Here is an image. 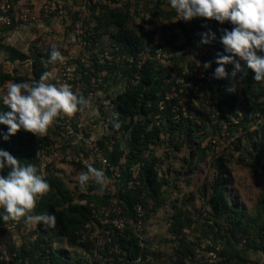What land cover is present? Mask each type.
Returning a JSON list of instances; mask_svg holds the SVG:
<instances>
[{
  "label": "trees",
  "instance_id": "trees-1",
  "mask_svg": "<svg viewBox=\"0 0 264 264\" xmlns=\"http://www.w3.org/2000/svg\"><path fill=\"white\" fill-rule=\"evenodd\" d=\"M71 3L78 4L76 0ZM146 11L161 19L177 14L169 0H155L146 6ZM71 17L74 24L77 12L73 11ZM139 18L143 22L139 23ZM145 18L138 6L130 1L115 7H92L84 36L91 41L85 49L91 52V64L83 62L79 58L81 54L76 57L81 86L73 92L87 98L90 91L96 95L104 91V97L110 101L111 110L100 108L108 132L95 142L105 147L104 153L113 166L124 154L118 145L127 136L130 139L127 160L120 167V176H115L110 168H104L89 149L78 145L77 136L69 135L58 122L49 128L47 137L42 138L44 145L51 144L53 150L63 154L59 159L61 164L71 163V155L83 154L90 158L88 163L103 169L112 181L103 193L98 192L94 184L83 193L78 183L71 179L70 182L75 183L73 187L59 161L55 159L53 163L43 165L47 154L38 150V136L20 129L5 140L9 126L0 124V150L9 152L22 164L36 165L51 185V192L38 202L33 214L48 212L57 216L56 228L46 229L43 223L39 224L26 235L28 239H24L21 247H16L10 240L9 248L18 252L11 264H264L253 260L249 254L252 249L264 252V187L256 206L250 210L234 186L233 173L234 166L239 165L249 169L264 183V82H257L254 71L247 67L245 61H238L235 57L241 65L238 76L243 85L233 83L231 73L234 64L225 65L228 78L195 79L199 96L194 95L191 87L188 88V96L193 102L199 100L201 105H192L190 117L182 115L175 119V101L166 99V93L177 84L172 79L174 72L182 75L184 68H195L193 49L194 45L200 44L201 34L216 33V40L203 44L209 53L204 63L211 61L214 71L218 67L217 53H229L224 51L221 36L208 26L206 18L181 21L187 39L182 48L171 47L162 30L153 27L152 19L146 21ZM17 25L18 21H15L11 28L0 26V29L13 30ZM162 25L165 31L168 25ZM51 46L37 47L35 54L28 55L26 62L31 61V64L22 72L15 68L7 70L0 64V113L11 111L2 99L6 86L12 82L38 80L45 71L41 61L49 57ZM157 46H166L167 52L171 53L167 64L155 58ZM56 47L63 55L68 52L60 45ZM107 50L116 56L125 54L126 57L112 64L99 63V54ZM47 70L54 71V76L61 80L59 63L49 65ZM50 82L56 83V80ZM231 87H235V91H229ZM239 90L240 95L236 93ZM85 114L84 110L72 118L67 117L76 133L82 130L79 121ZM117 117L121 123L119 131L112 126L113 119ZM82 131L87 138H92L91 130ZM220 131H229V136L241 135L220 150L213 143L215 133ZM161 144L175 152L189 149V157H184V161L189 162L188 170L184 171L189 185L195 176L199 179L200 164L209 161L206 165L210 176L206 175L197 188L203 199L205 218L196 216V211H192L187 203L189 210L175 205L177 212L173 214L170 228L177 242L173 254L155 250L146 238L148 222L166 202V189L180 179L170 177V168L164 170L165 175L161 172L165 159L172 155L170 151L163 153L165 158L157 155L155 146ZM72 163L87 171L83 158ZM9 171L5 167L0 174L7 176ZM113 188L126 221L122 232H118L112 223H102L98 219L100 210L113 197ZM187 200L194 201L195 196ZM11 225L0 220V236L10 231ZM186 229H193L196 241L189 239ZM203 241L208 243L205 247L202 246Z\"/></svg>",
  "mask_w": 264,
  "mask_h": 264
},
{
  "label": "clouds",
  "instance_id": "clouds-1",
  "mask_svg": "<svg viewBox=\"0 0 264 264\" xmlns=\"http://www.w3.org/2000/svg\"><path fill=\"white\" fill-rule=\"evenodd\" d=\"M179 19L191 21L196 17L214 19L221 24L230 22L231 30L223 29L220 42L224 51L217 53L213 77L225 79L229 77L225 65L234 64L231 76L234 78L241 65L235 60L239 56L254 71V79L264 82V0H169ZM200 44H210L216 40V33L209 31L201 34ZM47 59L41 63L45 69L38 80L9 83L6 93L2 96L3 103L11 111L0 113V124L8 125V133L15 135L20 129L34 135L47 137L49 128L58 118H72L77 112H82L90 106V101L83 95L77 96L70 84L60 82L47 70L49 65L63 64L65 56L56 47L51 46ZM212 62L203 64V68H211ZM56 80V83L50 81ZM235 91V87L228 89ZM114 129L119 131L121 123L118 117L112 121ZM87 171H82L77 177L79 190L86 193L94 184L97 191L103 193L112 183L111 178L103 169L85 162ZM9 168L7 176L0 174V220L4 224L23 222L32 227L43 223L44 227L56 228L57 216L45 212L34 215L37 204L51 192V185L41 169L34 164H22L7 151L0 150V172Z\"/></svg>",
  "mask_w": 264,
  "mask_h": 264
},
{
  "label": "rangeland",
  "instance_id": "rangeland-1",
  "mask_svg": "<svg viewBox=\"0 0 264 264\" xmlns=\"http://www.w3.org/2000/svg\"><path fill=\"white\" fill-rule=\"evenodd\" d=\"M49 0H44L39 6H36L35 3L32 2V0H18L16 4V10L20 11V9L23 6L30 7L31 8V16L30 19L26 23H20L18 22L17 27L20 25L22 26L23 24L31 27L33 24H38L43 22L44 16H60V21L62 22V25L64 27V31L67 33V37L64 39V49L69 51L68 49L70 48L72 42L73 34H74V24L72 20V12L73 11H78L79 5L78 4H72L71 1H66V4L64 3L65 1L63 0H55L61 2L62 6H64V10L62 14H47L44 11V4L47 3ZM39 7V8H38ZM38 9V10H37ZM16 16V14H15ZM66 16L65 18L68 19L63 22L62 20L63 17ZM42 18V19H41ZM162 18V17H161ZM160 16L159 18L153 23L157 26H160V31L162 29V21L164 20L166 23L164 25L170 24L169 21L174 20L172 18H164L161 19ZM139 23L143 22L141 19H138ZM168 21V22H167ZM178 25H181V21L178 20ZM34 26V25H33ZM72 27V29H71ZM31 29V28H30ZM12 30V29H8ZM15 30V29H13ZM16 31V30H15ZM17 34L22 33L21 31H17ZM161 36V34H160ZM18 39H20L21 45L24 47L28 46L30 39L25 38V36L17 35ZM35 42H33L34 44ZM75 43V42H74ZM32 44V45H33ZM68 52L64 55L65 60H68L70 64H75L77 63L76 61L78 58H73V56H67ZM123 57L125 54H122ZM126 56V55H125ZM80 59L82 56L80 55ZM74 59V60H73ZM125 59V57L123 58ZM122 59V60H123ZM0 64L7 70L12 71L13 68L20 70V72L24 71L25 69L29 68L27 62L24 63H18L17 65L14 64H9L5 60H1ZM236 83V81H235ZM8 86V85H7ZM6 86V88H7ZM114 89H116V85H114ZM240 91V90H239ZM239 91L236 93L239 94ZM106 95L105 92H100L97 95H95L94 100H93V106L90 109L85 110V120L84 124L87 127V129L91 130L92 135L93 132L96 130V134L98 135L99 138H101L105 133H106V128H107V123L106 119L104 118L105 116L102 115V112L100 110L101 107H103L104 110H111L110 107V101L104 97ZM101 97V99H99ZM191 104L189 105V110L191 109L192 105H201L199 100L192 101L190 102ZM193 103V104H192ZM109 106V107H108ZM202 107V106H201ZM258 126V125H256ZM95 128V130H94ZM255 128V127H254ZM254 130V129H253ZM230 133L229 131H224V133L216 132L215 136L213 138V143H216V149L223 150L233 140H236L241 134L240 133H235L232 136H229ZM128 137V136H127ZM125 137V138H127ZM97 138L96 140H98ZM123 139V138H122ZM123 141V140H122ZM207 144V140L204 141V145ZM98 145V144H97ZM115 142L113 143V148L114 149ZM120 145H125V143L120 142ZM99 146V145H98ZM129 146V143H128ZM101 147V146H100ZM104 151L105 147H101ZM127 148L122 149V152L126 153ZM156 154L159 155L162 158L163 153L165 154L166 152H172V155L169 157V159H165L166 161L162 164V169L161 172L163 175H165L164 170H168V168L171 169V174L170 177L172 178H180L178 181H175L173 183V187H169L168 190L166 189L165 196H166V202L162 205L161 208L158 209L154 213V215L151 217L150 221L147 224V233H146V238L150 240L153 244V248L155 250H160L161 252H164V254H173V249L174 245L177 244L175 237L172 235L170 228H171V222H172V217L173 214L177 212V209L175 208L176 206H182L185 210H189V208L192 211H196V216H202L204 217V207L202 206L203 199L200 198L201 196L199 195L198 187L201 185V182L205 179V177L210 176L208 173V168H207V162L209 161H203L200 164V174L198 175L199 179H197V176H195L193 183L191 185L187 184V178L188 175L184 173V171L188 170L189 162L184 161V157L187 155L189 157V149H183L182 151H171L167 145H158L155 146ZM63 154L61 155L60 153L57 152V157L56 161L58 162L59 159H62ZM73 155L69 157V160L72 158ZM71 163L65 162V164H61L62 162H58L60 166L64 167V171L66 173V178L68 182L70 180H75L77 182V177L82 170L74 163L73 161L70 160ZM56 162V164H57ZM47 165V164H46ZM45 165V166H46ZM61 167V168H63ZM180 171H183V173L179 174ZM233 173H234V186L241 192V195L243 196L242 199L246 206L251 210L253 209L254 206L257 204V200L260 198L261 193L263 191L264 183L261 178H256L253 173L246 168H243L239 165L234 166L233 168ZM169 175V174H168ZM207 175V176H206ZM70 184L74 187L75 183ZM177 184V185H176ZM195 196V200H191L192 197ZM191 200L190 202L187 200ZM186 200L185 204L184 201ZM186 203L188 204L189 208H187ZM153 204V201L152 203ZM152 206V205H151ZM12 223L11 229L9 232H6L5 234H2L0 236V248H3L5 250H8V253L10 255V258L12 260H6V259H1L0 264H11L13 262V259H15V256H17L18 252L16 250H12L9 248L8 244L10 243V240L12 239L16 247H21L24 244V239L26 238V235L28 236L30 233H32V230H34L38 225L32 226V227H27L23 222H20L18 224ZM186 232L188 233V237L192 241H196L197 235L195 232H193V229H186ZM9 234V235H7ZM28 239V238H26ZM208 243L206 241L202 242V246L205 247ZM203 254V253H199ZM249 254L256 258H252L253 260L264 262V252L260 250H250ZM189 264V263H188Z\"/></svg>",
  "mask_w": 264,
  "mask_h": 264
},
{
  "label": "built area",
  "instance_id": "built-area-1",
  "mask_svg": "<svg viewBox=\"0 0 264 264\" xmlns=\"http://www.w3.org/2000/svg\"><path fill=\"white\" fill-rule=\"evenodd\" d=\"M69 1V0H67ZM71 2L73 0H70ZM75 1V0H74ZM79 5V9L77 12V17L74 23V42L75 47L73 48V55H75L73 58L78 57L80 54L82 56V61L86 64H91V52L85 51L86 47L91 45V41H88L85 39L86 32V20L91 15V9L94 6H121L126 1H130L133 4L138 6V9L141 13V16L146 17L145 20L149 21L152 19L153 23L159 18V16L152 17V14L146 11V6L148 4L152 5V2L155 0H76ZM16 0H0V26H4L7 28H11L15 21H18L20 23H26L31 16V8L23 6L20 11L16 10ZM64 10V6H62L61 2L55 1V0H49L47 3L44 4V11L47 14H62ZM65 12V10H64ZM75 12V11H74ZM16 14V16H15ZM202 17H196L194 19H198ZM141 19V18H140ZM174 20L169 21V25L167 29L163 32L164 37L166 40L170 43V46L173 48H182L186 45V37L185 33H183V29L181 28V25H178V15L176 14L173 18ZM184 21V20H180ZM168 22V21H167ZM210 28L215 29L220 36L223 34V29L231 30L234 26L230 22H225L221 24L220 22L214 20V19H207L205 21ZM163 24L166 22L163 20ZM154 28H156L158 31L160 30V26H157L153 24ZM194 53H193V60L195 62V68L193 70H190L189 67H186L182 70V75H178V73L174 72L172 75V79H175L177 84L179 86L173 85L171 90H169L166 93V99L175 101L174 106V118L178 119L182 115L186 117H190V111H189V105L192 102L191 96H188V88L191 87L194 90V95L199 96V87L197 85H194V80L199 79L201 81L204 80H212L214 79L213 74V64L211 65V68L208 70H205L203 68L204 61L206 60L207 56L209 55L208 50L205 48L204 45H194ZM155 58L159 60V62L167 64L168 63V57L171 55V53H168L166 50V46H157L155 49ZM83 54V55H82ZM124 57H126L124 55ZM123 55L116 56L113 52L107 50L98 56V62L103 64L105 62H109L112 64L115 60H122ZM238 61H244L239 56H236ZM31 64V61L28 62V65ZM233 71V70H232ZM60 74H61V80L62 83L70 84L72 87V90L76 87L81 86V82L78 79L79 75V64H70L68 60H65L63 64H60ZM236 81V83H235ZM234 85L236 86H242L243 82L241 78L237 75L234 77ZM238 92V91H237ZM241 91H239V94ZM96 93L93 91L89 92V95L86 99L90 101V106L86 109H90L93 106V100ZM85 109V110H86ZM85 118L82 116L81 120L79 121V127L82 130H89L85 126L84 122ZM55 122L60 123L63 125L69 135H76L78 140H84L87 144L85 146L86 149H89L93 155L94 158H96L104 168H110L114 175L119 177L120 176V167L124 166L126 163V153H124L120 158L116 165H112L111 161L109 160L108 156L104 153L103 149L96 144V142L90 138H87L84 135V131H80L78 133L75 132L72 124L70 123V120L67 119V117L58 118ZM224 133V132H223ZM38 150L41 152H44L47 154L44 162V166L46 164L53 163L57 157V151L53 150V145H44L42 138L38 137ZM92 157V156H91ZM81 158L84 159V162L89 161V157L84 156L81 154L73 155L71 160L74 162H79ZM113 197L111 198V201L108 205L103 207L99 214L98 219L102 223H112L113 226L116 228L118 232H122L124 230L126 221L125 217L122 213V207L119 204L118 197L116 194V189L113 188ZM139 212H142L141 206L138 208ZM14 226V224H13ZM0 258L1 259H8L12 260L10 258V255L8 253V250H5L3 248H0ZM15 259H13L14 261ZM29 263V261H26ZM18 264V263H17Z\"/></svg>",
  "mask_w": 264,
  "mask_h": 264
},
{
  "label": "crops",
  "instance_id": "crops-1",
  "mask_svg": "<svg viewBox=\"0 0 264 264\" xmlns=\"http://www.w3.org/2000/svg\"><path fill=\"white\" fill-rule=\"evenodd\" d=\"M43 1L44 0H32V2L36 4V6H39V4H41ZM63 1H65L64 3L66 4L67 0H63ZM65 17L66 16L63 17L64 19L62 20L63 22L67 18ZM33 25H31V27L27 26L26 24L25 25L23 24L22 26L19 25L15 29L16 31L8 30V29L7 30L0 29V61L5 60L9 64L17 65L18 63L20 64L28 61L29 58L28 55L35 54L37 47L43 48L51 45H60L61 47H64L63 42L64 39L67 37V33L66 31H64V27L62 25V22L60 21V16H44L43 22ZM17 31H21L22 33L17 34L16 33ZM17 35L25 36V38L30 39L28 46L24 47L23 45H21L20 39H18ZM72 40L74 41L73 37ZM33 42L35 43L33 44ZM75 46H76L75 43L72 42L70 48L68 49L69 50L68 54L71 57L75 56L72 53L73 48ZM53 73L55 72L53 71ZM107 132H108V126L106 128V133ZM99 137L96 134V130H95V132H93L91 139L95 141ZM121 142L125 143V145L123 146L119 144L118 145L119 150L127 148L128 143H130V139L129 137H127L124 138L123 141ZM77 143L81 147L87 146L84 140H78ZM250 258H256V257L250 255Z\"/></svg>",
  "mask_w": 264,
  "mask_h": 264
}]
</instances>
